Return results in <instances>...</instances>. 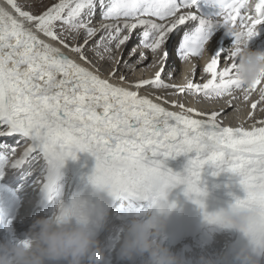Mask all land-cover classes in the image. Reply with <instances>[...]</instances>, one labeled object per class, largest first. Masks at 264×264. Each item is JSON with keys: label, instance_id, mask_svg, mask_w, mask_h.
Listing matches in <instances>:
<instances>
[{"label": "snow or ice", "instance_id": "snow-or-ice-1", "mask_svg": "<svg viewBox=\"0 0 264 264\" xmlns=\"http://www.w3.org/2000/svg\"><path fill=\"white\" fill-rule=\"evenodd\" d=\"M5 2L11 11L0 8V139L12 138L14 144L0 143V179L16 178L23 169L51 200L64 162L88 152L96 161L89 182L113 198H151L158 204L183 184L184 194L203 208L206 193L198 185L208 165L217 170L213 175L228 171L239 178L246 196L232 206L258 210L248 230L255 243L264 233V118L254 116L257 110L264 114V83L246 88L236 79L234 61L240 41L252 39L264 25V0L250 7V0H214L219 12L212 19L199 15L200 0H59L51 6L34 0L33 7L42 9L36 12L24 10L18 0ZM215 28L235 37L233 48L221 45L220 35L212 37ZM137 29L138 44L124 58ZM61 47L85 64H91V51L101 63L90 71ZM206 52L198 78L193 67L185 83L174 82L177 58L188 62ZM148 69L154 70L151 78L129 81ZM146 87L209 100L235 98L239 91L251 101L248 119L255 122L225 126L230 103L211 112L173 103L180 111H169L139 95ZM254 93L258 98L251 100ZM188 154L194 156L184 175L164 168L169 157ZM70 211L61 205L62 213ZM205 220L221 223L219 215L205 214Z\"/></svg>", "mask_w": 264, "mask_h": 264}, {"label": "clouds", "instance_id": "clouds-1", "mask_svg": "<svg viewBox=\"0 0 264 264\" xmlns=\"http://www.w3.org/2000/svg\"><path fill=\"white\" fill-rule=\"evenodd\" d=\"M252 5L254 0H250L246 7ZM228 31L232 30L229 28ZM248 43L247 39L241 40L236 46L239 50L233 49L236 51V79L246 88L258 80L264 83V52L250 51ZM93 187L95 199L77 196L68 204L60 202L51 216L33 222L25 240L0 244V264H105V251L98 234L106 227L109 213L99 194L107 193V190ZM62 204L71 207L72 211L62 213ZM232 205L214 213H209L204 203L203 208L197 206L204 220L205 214L220 216L221 223L211 225L221 229H235L247 238L248 243L235 257L237 264H261V258L264 257V233L258 234L253 243L248 231L255 222L258 210ZM131 207L125 200V211L128 212ZM152 207L155 211L149 209L140 217H133L126 228V236L117 240L121 258L131 261L137 256L146 257L145 264H186L184 259L161 242L175 204H168L166 194L164 200L158 204L153 203ZM201 264L211 262L202 257Z\"/></svg>", "mask_w": 264, "mask_h": 264}, {"label": "bare ground", "instance_id": "bare-ground-1", "mask_svg": "<svg viewBox=\"0 0 264 264\" xmlns=\"http://www.w3.org/2000/svg\"><path fill=\"white\" fill-rule=\"evenodd\" d=\"M0 8H6L11 11L9 6L6 4L5 0H0ZM24 10L29 11L30 9L27 5H24ZM202 11L203 10L198 7L199 15L202 18L206 19V17L202 15ZM98 19H100L99 12H97L96 16L94 17V22H96ZM26 27L31 26L26 25ZM139 30L140 29H137L136 31ZM184 30L188 31L189 29L185 28ZM213 31L218 32V35H220L221 39L219 43L221 45H225L227 49H231L234 47V36L229 35L225 40H223V36L226 34L224 33L223 29L215 28L213 29ZM257 33L258 34L255 37L249 40L248 48L250 51L264 52V25L258 26ZM38 38L45 40V42L47 43H52L42 34H39ZM173 39H175V37ZM90 47L91 45H89V48ZM61 52L63 53V55L69 57L74 62L80 64L82 67L88 68L90 71H95L96 67H93L91 64H85L83 61L79 60L76 54L62 47ZM87 55L90 60L89 54ZM207 59L208 58H190V61L182 62L179 61V58H177L174 82L179 84L185 83L186 81L183 77L184 75L188 74L193 67H195L197 70L198 78L200 75V70H202ZM150 60L151 56L149 54V61ZM100 71L102 76H107V73L105 72L104 68H101ZM153 71V69H148L145 72L138 71L135 75L129 76L128 79L131 82H135L139 79L151 78L153 75ZM111 82L114 84L117 83L116 80H112ZM122 86L128 87L127 84H124ZM139 95L146 96L147 98L151 99L154 103L160 104L162 107L166 108L169 111L177 112L180 111V109L177 107H172L173 103H183L185 107H192L203 112H211L214 110L223 111L224 109L228 108V105L230 103L233 108L228 109V116L223 120V124L225 126L236 127L243 124V126L247 128L255 122L253 119H248V113L249 111H251V101L245 102L243 100L242 94L239 91L235 93V98L225 96L221 99H211L212 101H208L209 99H205L201 96L186 94H180L178 96V94H173L172 90L163 91L147 87L145 89L140 90ZM156 96H160L162 98L157 100ZM257 98V94L254 93L251 100H255ZM165 101H167V103H165ZM254 116L256 119L264 118V114L259 113L258 110L256 113H254ZM0 143L14 144V140L12 138H8L7 140L0 139ZM193 156L194 154H188L186 156L181 155L175 158L169 157L168 159L163 161L164 168L171 169L174 173H180L181 175H184L185 167L187 166L189 159L193 158ZM95 163V158L88 152H76L75 159L68 158L64 162L63 167L61 168V178L65 179V177L69 175L66 191L63 194L62 192L60 194L57 193L56 196L53 197L52 201L49 203L45 211H40L41 209L36 207L38 192L41 189L40 186L35 182L32 177L27 176V182L25 181V177L20 178L24 171L23 169H20L19 172L13 174L16 178L6 177L5 179H0V196L3 197L2 200H8V196L6 195V193L10 190H15L19 194H22V191H24L22 195L24 197L25 203L27 204L31 202L28 205V208H31L32 210L30 215L27 214V216L20 219L18 226L25 225L26 227L30 228L36 219L51 216L55 212L56 205L58 203L63 202L64 204H68V202H70L74 196L72 191L69 189L70 186L71 188H77L80 183L87 181L88 177L92 174L95 168ZM216 171L217 170L215 168L205 165V167L201 170L200 181L198 185L204 192L207 193L206 197L204 196L201 198L202 202L206 205V208L214 210V212H217L220 209H227L230 205L235 203L236 198L244 199L246 196V193L239 184L238 177L228 171H220L219 174L213 175V173ZM22 180L23 182L17 185L18 181ZM20 186L22 187L20 188ZM57 186H59V183L56 185V187ZM184 192L185 186L183 184H180L175 188L169 189L167 191L168 204H171L172 202H188L192 205L197 206V204L192 202V198L186 196ZM105 196L106 197L104 203L106 206H108L110 203H123L122 208L125 209L124 203L125 200H127L132 205L130 210H134V212L136 213L135 210L140 209V211L134 214L133 217H140L143 213H145L144 210L147 209V207H151L153 205V201L151 198L144 201H135L124 198H113L109 196L108 193H105ZM24 210L28 211L27 208H24ZM108 213L109 216L107 225L98 234V239L101 241V244L105 250V256L109 254V258H113L112 256H114L115 258L112 261V263L114 264H145L146 257L142 258L137 256L133 260L128 261L122 259L120 256V244L117 242V240H122L126 236V228L131 222L130 216L129 223L128 225H126L125 223L121 221L118 222L116 220V218L118 219V213H122L119 209L112 208ZM130 213L131 212H129V214ZM28 220H30L31 223L29 225H26ZM210 226L211 228L209 229L213 230H208L206 234H200L201 243L203 245L208 246L209 249L206 250L205 253L206 258L208 259L212 258L214 255L217 254L218 248L216 247H222L223 251L234 240L233 234L227 235L224 229H221L215 225ZM118 229H122V232L120 234L117 231ZM106 236H108L110 239L112 237L113 242L111 244L105 243ZM201 249L202 248H194V254L200 252Z\"/></svg>", "mask_w": 264, "mask_h": 264}, {"label": "rangeland", "instance_id": "rangeland-1", "mask_svg": "<svg viewBox=\"0 0 264 264\" xmlns=\"http://www.w3.org/2000/svg\"><path fill=\"white\" fill-rule=\"evenodd\" d=\"M33 2H34V0H18V3H20L22 6H24V5H27L28 7H29V11H38V10H42V9H40L39 7H33ZM43 2H44V5H46V6H51V4H53V3H57V2H59V0H43ZM99 22H100V19H98L96 22H94V24L97 26V27H99ZM140 31L141 30H139V31H134V33H133V35H132V37L130 38V41L128 42V44H127V46L124 48V58H127V55H128V52L133 48V47H135L137 44H138V41H139V38H140V36H139V33H140ZM175 36H173V38H174ZM98 38V37H97ZM175 39H173V41H174ZM71 45V44H70ZM87 54H89V57H90V61H91V65L93 66V67H96L100 62L94 57V54L91 52V51H89ZM180 94H178V96H179ZM213 100V99H212ZM212 100H208V101H212ZM27 176H28V174L27 173H23L22 175H21V177L20 178H23V177H25V181L27 180L26 178H27ZM28 177H30V176H28ZM68 177H69V175H68ZM68 181V179L66 178L62 183H61V185L57 188L58 190H57V193L58 194H60L61 192H62V194L66 191V188H67V184H65L66 182ZM21 182H23V180L22 181H18V183H17V185H19ZM27 182V181H26ZM65 185H66V188H65ZM20 187H22V186H20ZM120 204H122L123 205V203H120ZM31 208L28 210V211H30L28 214L30 215L31 214ZM27 211V212H28ZM26 212V213H27ZM27 216V215H26ZM120 234V233H119ZM111 240H110V238L108 237V236H106V239H105V243L106 244H108L109 242H110ZM120 262H122V261H120Z\"/></svg>", "mask_w": 264, "mask_h": 264}]
</instances>
